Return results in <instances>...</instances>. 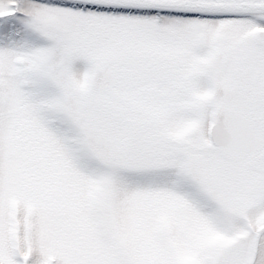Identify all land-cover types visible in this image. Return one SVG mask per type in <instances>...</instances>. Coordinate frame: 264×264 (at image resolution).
Instances as JSON below:
<instances>
[{
    "label": "snow or ice",
    "instance_id": "obj_1",
    "mask_svg": "<svg viewBox=\"0 0 264 264\" xmlns=\"http://www.w3.org/2000/svg\"><path fill=\"white\" fill-rule=\"evenodd\" d=\"M0 264H264V0H0Z\"/></svg>",
    "mask_w": 264,
    "mask_h": 264
}]
</instances>
